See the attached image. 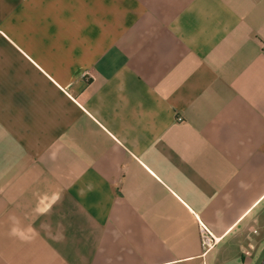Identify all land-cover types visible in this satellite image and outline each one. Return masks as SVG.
Segmentation results:
<instances>
[{
    "label": "crops",
    "instance_id": "1",
    "mask_svg": "<svg viewBox=\"0 0 264 264\" xmlns=\"http://www.w3.org/2000/svg\"><path fill=\"white\" fill-rule=\"evenodd\" d=\"M263 226L264 0H0V264H261Z\"/></svg>",
    "mask_w": 264,
    "mask_h": 264
},
{
    "label": "built area",
    "instance_id": "2",
    "mask_svg": "<svg viewBox=\"0 0 264 264\" xmlns=\"http://www.w3.org/2000/svg\"><path fill=\"white\" fill-rule=\"evenodd\" d=\"M182 119L183 118L181 116L178 118V120H182ZM263 231H264V226H263ZM201 236H202L203 248L205 249V251L211 249L217 241V239L212 236V234L206 228V226L202 224H201Z\"/></svg>",
    "mask_w": 264,
    "mask_h": 264
},
{
    "label": "water",
    "instance_id": "3",
    "mask_svg": "<svg viewBox=\"0 0 264 264\" xmlns=\"http://www.w3.org/2000/svg\"><path fill=\"white\" fill-rule=\"evenodd\" d=\"M261 264H264V259H263V261H262V263Z\"/></svg>",
    "mask_w": 264,
    "mask_h": 264
}]
</instances>
